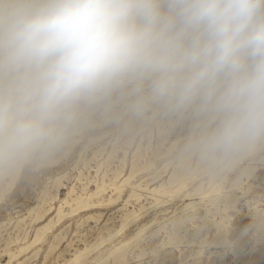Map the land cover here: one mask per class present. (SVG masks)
<instances>
[{
    "label": "clouds",
    "instance_id": "clouds-1",
    "mask_svg": "<svg viewBox=\"0 0 264 264\" xmlns=\"http://www.w3.org/2000/svg\"><path fill=\"white\" fill-rule=\"evenodd\" d=\"M127 83L203 116L205 158L264 143V0H0V165L58 150L81 104Z\"/></svg>",
    "mask_w": 264,
    "mask_h": 264
},
{
    "label": "rangeland",
    "instance_id": "rangeland-1",
    "mask_svg": "<svg viewBox=\"0 0 264 264\" xmlns=\"http://www.w3.org/2000/svg\"><path fill=\"white\" fill-rule=\"evenodd\" d=\"M117 98L119 101L116 103H108V109L101 122L98 121L97 112L100 108ZM138 101H141V96L136 92V85L127 83L108 95L81 104L75 124L83 126L82 134L75 135L76 140L71 143L67 144L64 140L65 143L54 152L37 154L23 163L13 186L5 193L0 203V261L7 260L8 255L5 254L4 248L10 241H23L26 232L27 238H30L36 226L40 224L32 220L28 208L37 203L43 189L49 187L47 190L50 194H56L54 200L43 204L45 207L49 203L51 205L50 212L45 215L47 221L52 217L55 219L52 210L60 203L61 198L66 196L71 186L75 190L73 195H84V192L93 190L96 183H104L106 192L103 196L107 197L110 193L109 183L119 171L121 178L131 169L135 171L137 168L133 172L131 182H140L144 186L146 181L152 182L151 185L167 181L173 170L180 172L194 165L199 151L195 148L191 150L187 143L191 135L194 137L205 118L194 109L182 111L181 114L170 113L155 104H138L133 109V104ZM92 107V112L87 113L84 110ZM73 124L74 122H71L67 129ZM90 135L97 138L84 150L83 143ZM174 141V146L167 151ZM261 155L264 156V143H260L253 154L244 156L241 161L232 164L226 172L228 178L223 191L229 190L231 181L241 169H245L241 174L240 183L232 189L238 195L236 207L240 210L229 206L225 213L222 202L208 197H204L200 203L198 198L195 199L198 203L196 210L182 209L189 199L173 198L148 207L129 226L124 227L121 233L117 232L95 250L89 251L80 264H111L114 258L113 255H107L109 248L140 226H144V230L138 238L132 239L125 246V255L120 259L124 260L119 264H264V158L260 160ZM48 160L54 161L51 163ZM228 160L213 159L209 168L199 171L195 178H188L187 188L192 189L199 180L206 182L210 171L227 165L230 162ZM181 162L183 166L180 165ZM149 163L151 166L147 167ZM5 166L0 165V169ZM57 176L62 177V180H57ZM5 180L1 177L0 183ZM57 185L59 187L56 188ZM135 189L141 193L139 201L130 199L125 206L139 212L141 204L150 206L149 201L155 200L147 190ZM130 190L128 187L126 193ZM122 204L123 201L118 199L112 204L80 209L78 213L62 218L48 231L45 240L36 245L39 248L37 254L31 255V251L28 254L31 257L22 264L63 262L76 248H82L84 244L96 240L101 232L105 231V226H118L126 209ZM23 217L24 220L18 221ZM170 237L174 241L170 240ZM17 242H10L8 245L13 248ZM53 242L58 244L49 250L50 243ZM62 248L67 249L60 254Z\"/></svg>",
    "mask_w": 264,
    "mask_h": 264
},
{
    "label": "bare ground",
    "instance_id": "bare-ground-1",
    "mask_svg": "<svg viewBox=\"0 0 264 264\" xmlns=\"http://www.w3.org/2000/svg\"><path fill=\"white\" fill-rule=\"evenodd\" d=\"M119 98H121V97H119ZM117 100H118V98L107 102V104L103 105L101 108L99 107L100 110H99V112H97V117H99L100 120L98 119V121L101 122V119L103 118V114L108 109L107 108L108 105L110 103H116ZM138 104H139V101L137 103L133 104V106L132 105L131 106H132L133 109H135L138 106ZM93 108L94 107H92V108H84V110L87 113H89V112H92L91 110ZM79 111H81V110H78V109L76 110V113H75V115H74V117H73V119L71 121V122H74L73 126L70 127L69 129H67V131H66L65 142L67 144L75 141L76 140L75 135L80 134L81 131H82V127L83 126H80L79 124L78 125L75 124L76 115H77V113ZM179 114H181V112H179ZM166 120H167V118H166ZM170 123H171V121H170ZM99 137L101 138V136H99ZM95 138H97V136L90 135L88 137L87 141L83 143V149L85 150L86 147L89 145V143L92 142ZM78 140L79 139H77V141ZM192 140H193V136L191 135L190 138H189V141L187 143V147L190 148L191 150H193V148H194V147H192ZM175 141H176V139H175ZM175 141L169 146L167 151H170V149L174 146ZM258 147H259V144H257L252 149H250L249 151H247V152H245V153H243V154H241L239 156L233 157L232 159L230 158L231 161L228 160L230 162H228L227 165L218 166L215 170L210 171L207 181L203 182V180H199L198 182H196V184L194 185V187L192 189H188L187 188V181L189 180L188 178H195L196 174L199 171H201V170H203L205 168H209L210 165L213 163V159H208V158L203 157L200 154V152L197 155V157L195 159V162H194V165L191 168L184 170L182 168L183 164L181 162L180 165L182 164L181 168L183 169V171L176 172V171L173 170L172 173L169 175L167 181L160 182V183L155 184V185H151L152 182L150 183L148 181L145 182L144 186L140 182H134V183L131 182V179L133 177L132 176L133 172L136 171V169H137L136 168L135 171H133L131 169L130 172L127 175H124L121 178H119L120 177V171H119V173L116 174L115 179L111 183H109L110 193H109V195L107 197L103 196V193L106 192V185L104 183H102V184H97L96 183L95 188L93 190L84 192L85 193L84 195L82 193H78V194L73 195L74 194L73 192L75 190L71 186L70 188H68V190L66 192L67 193L66 196L61 198L60 203L57 206H55L53 208V210H52V212L55 213V214H53L55 219L52 217V218H49L47 221H45V219H46L45 215L48 212H50L51 205L49 203V205L47 207H45L43 204H44V202H47L46 204H48V201L49 200L51 201V199H53L56 194H52V193L50 194V192L47 190V189H49V187L47 189H45V190L43 189L42 194L40 193V197H39V200L37 201V203H35L34 206H31L30 208H28V213L32 217V220L36 221L38 223L40 222V224H38V226H36V228L34 230V233H33V235L30 238H27L28 237V232H26V237H25V239L23 241L17 242L18 241L17 238H16L17 239L16 241L15 240L14 241H10L11 243H13V242L16 243L17 242V244H15V246L13 248L9 247L8 244L10 242L8 244L6 243L7 245L5 246L4 251H5V254L8 255L7 256L8 258H7L6 261H0V264H22L28 257H31L30 255H28L31 251H33V253L31 255H36L38 250H39V248L36 245L42 243L45 240V238L48 235V231L50 229H52V226L55 223L61 221L62 218L67 217V216H71L73 213L75 214V212L78 213L77 211H79L80 209L83 210V209H89L92 206L96 207L98 205L101 206V205L112 204V203L116 202L118 199L123 201V204L121 205L122 207H124L126 205V203L129 202L130 199H135V200L139 201V198L141 197V193H139L135 188H138L140 190H142V189L143 190H147V192L150 194V197H152L153 200H155V201H149L150 206H145L144 204H141L140 207H139V212H137L133 208L132 209L126 208V206H125L126 209L122 213V217L120 218L121 222H120V224L118 226H116V227H110V226L107 227V226H105L104 227L105 231L104 232L102 231L103 233L101 232V235L96 240H94L91 243L84 244V247H82V248H76L74 250V252L71 254L70 257L64 258L65 260L63 262L57 263V264H80L82 262V260L85 258V256L88 254L89 251H91L92 249L95 250V248L98 247L100 244H102L104 241L109 240L112 236H114L117 232H120L127 225L129 226V224L131 222H133L135 220V218L139 214H141L142 212H145L148 209V207L165 203V202H167V201H169L171 199L173 200V198H176V197L179 198L180 200L189 199V201H187V202H185L183 204L182 209L190 208L191 210H196V208L198 207V206L196 207V204H198V203H197V201L195 199L198 198V202L200 203V200H202L204 197H208L211 200H217L218 199L220 202H222V204L224 206L223 210H224L225 213L227 212V209H228L229 206H231V207L233 206V208L238 211V210H240L239 208L236 207V202H237L238 195L236 194L235 191H232V189H234V187L238 183H240L241 174L243 173V170L245 171V169H241V170L239 169L240 171H239V173L237 172L238 174L236 175V178L234 180H232L231 183L228 185L230 187V189L228 188L229 190H224L223 191V189L225 188V184L224 183L227 181V178H228L226 172H227V170H229L228 168L232 164H236V162H239V160L241 161V158L244 157V156L246 157L247 155L253 154L258 149ZM99 149L102 150V148H100V147H99ZM92 154H93V156L95 155L94 153H92ZM45 156H46V154H45ZM263 158H264V156L261 155L260 160H262ZM51 159H52V157H51ZM25 161L14 163V164H6V166L4 168L0 169V178L3 177V178L6 179L4 182L0 183V203H2L5 193L7 191H9V189H11V187L13 186V184H14V182H15L18 174H19V171L22 169L23 163ZM52 161H54V160H48V162H51V163H52ZM183 163H184V161H183ZM146 166L147 167L151 166V163L147 164ZM56 178H57V180H59L60 177L57 176ZM61 178H60V181L62 180ZM60 184H62V183H60ZM58 185L56 186V188L59 187ZM128 187L131 190H130V192L126 193ZM57 198H59V197H57ZM84 211H86V210H84ZM24 219H25V217L20 218L18 221H22ZM177 224H178V222H177ZM143 230H144V226H140V227L136 228L129 235L123 237L116 244L112 245L109 248L107 255H111V256L113 255V258H114V261L111 264H116V263L119 264V262L121 263V261L124 260V259H122V260H120V259L123 258L124 255H125V246L132 239L138 238V236H140V234H141V232ZM123 233H125V231ZM55 238H57V235H55ZM170 240H172V238ZM202 240L206 241V239L204 240V238ZM53 241H56V240H53ZM172 241H174V240H172ZM58 242L50 243V246H49L48 249L49 250L54 249L57 246ZM64 247H67V246H64ZM65 249H67V248H65ZM65 249L62 248V250L59 253L63 254L62 251H64ZM200 251L201 250H199V252ZM141 254H143V253H141ZM47 255H48V253H47ZM106 259H107V257H106Z\"/></svg>",
    "mask_w": 264,
    "mask_h": 264
}]
</instances>
